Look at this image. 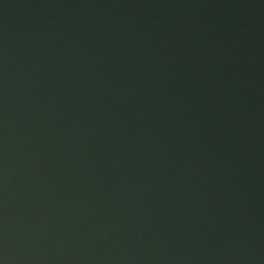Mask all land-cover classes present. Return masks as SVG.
I'll return each mask as SVG.
<instances>
[{
    "label": "water",
    "instance_id": "obj_1",
    "mask_svg": "<svg viewBox=\"0 0 264 264\" xmlns=\"http://www.w3.org/2000/svg\"><path fill=\"white\" fill-rule=\"evenodd\" d=\"M0 264H264V0H0Z\"/></svg>",
    "mask_w": 264,
    "mask_h": 264
}]
</instances>
